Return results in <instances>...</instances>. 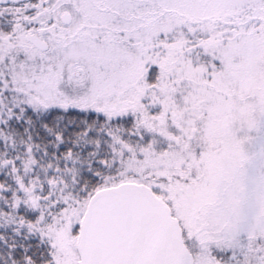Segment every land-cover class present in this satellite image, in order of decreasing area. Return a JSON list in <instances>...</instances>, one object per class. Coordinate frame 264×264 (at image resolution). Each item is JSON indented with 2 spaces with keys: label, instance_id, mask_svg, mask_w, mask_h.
I'll list each match as a JSON object with an SVG mask.
<instances>
[{
  "label": "snow or ice",
  "instance_id": "snow-or-ice-1",
  "mask_svg": "<svg viewBox=\"0 0 264 264\" xmlns=\"http://www.w3.org/2000/svg\"><path fill=\"white\" fill-rule=\"evenodd\" d=\"M0 264H264V0H0Z\"/></svg>",
  "mask_w": 264,
  "mask_h": 264
}]
</instances>
